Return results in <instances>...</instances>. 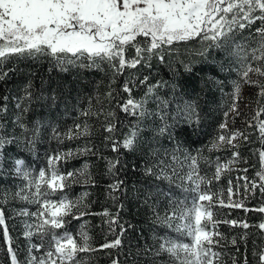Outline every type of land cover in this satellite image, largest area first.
<instances>
[{"label":"snow or ice","instance_id":"1","mask_svg":"<svg viewBox=\"0 0 264 264\" xmlns=\"http://www.w3.org/2000/svg\"><path fill=\"white\" fill-rule=\"evenodd\" d=\"M197 38L204 45L198 53L200 56H206L208 49L218 50L221 55L215 65L218 71L234 70L239 77L238 80L232 81V103L229 111L239 115L237 101L240 99V81L258 88L259 104L260 99L264 98V0H0V81L6 80L9 72L13 71L11 68L5 69V64L13 57H50L54 62L53 67H59L62 72H67L69 67L103 71L102 65H106L111 69L114 81V77L123 75L125 69H135L139 65L151 67L149 61L153 56L163 61V51L166 47L171 49L175 44ZM130 50H133L131 54ZM185 68L187 72L192 73L191 66L185 65ZM253 75L257 79L253 80ZM147 80L148 77L145 76L139 83L146 84ZM206 84L219 87L223 85V81L209 77ZM159 86L149 85L145 96L137 100L132 96L133 79L130 77L123 83V92L128 94V98L118 103V107L123 113L137 119L122 141L116 139L119 129L114 119L115 112L102 113L107 121L104 125V131L109 134L106 139L111 141L113 152H119L121 148L132 153L141 150L142 145L149 143L148 134L153 140L166 133L169 139L172 138L165 115H159L161 126L149 130L145 138L141 139V134L148 129V125L141 128V122L154 114L158 115L149 112L146 105L148 94L153 93ZM177 87L179 85H172L173 90ZM30 88L31 83L24 89L25 98L29 103L33 98ZM107 96L111 99L112 91H109ZM7 99V96L0 97V101ZM38 100L47 101L46 104H41V107L51 109L56 105L55 95L44 97L41 94ZM160 103L164 107L167 106L166 101ZM16 108L20 109V112L11 125L0 119V172L3 171L7 146L15 145L24 151L34 152L40 128L43 126L41 121L37 120L29 128L22 118L28 108H21L19 102ZM7 111L6 104L0 102V114ZM182 111L186 121L199 123L200 115L194 103L185 104ZM262 113L264 106L259 107L253 119L257 120L260 133L258 138L264 146V120L258 119ZM225 115L227 116V113ZM48 126L52 127L54 138L60 139L55 126L50 123ZM219 127L223 131L212 142L213 150L225 147L236 149L238 140H248L245 133L229 130L226 120ZM249 127H252L251 123ZM76 128L80 129L81 125H76ZM15 129H20L19 134ZM87 133L85 127L83 133L73 134L69 130L65 136L73 139ZM176 151L183 155L187 170L175 155ZM82 152L88 153L91 149L85 147ZM147 154L157 157V163L146 164L144 175L169 181L180 189V194L171 189L168 193H159L160 196L168 197V210L161 216L153 208V215L156 217L155 223L161 226L164 234L154 238L157 242L154 249L145 248L138 255L151 253V264H156V258L161 256L167 257V264H226L225 253L216 250L221 247V240L225 239L215 230L221 221L214 220L211 209L219 203L226 207L244 208L245 211L264 214V204L255 209H247L242 201L232 200L238 190L233 193L231 180L227 189V204L221 198L222 192L211 190L213 181H218L225 171L231 170V165L240 162L239 151H233L232 158L224 163H220L219 159L215 162L206 161L214 168L210 178L200 174L202 154L199 151L192 155L185 153L179 144L176 145L171 159L180 163V171L170 165H164V162L159 160L157 149L149 148ZM168 154L165 150L164 155ZM258 155L261 169L256 172V177L259 183L255 179L250 181L246 175L238 179L244 180L246 193H254L259 188L264 195V151L258 150ZM71 156V151L49 154L46 156V167L39 169L35 174L26 166L24 159L14 160V173L22 178L24 184L15 191L13 199L35 204L37 210L30 212L27 208H21L17 212L19 216L34 218L31 223L24 222L23 236L29 243L25 249L26 255L21 259L13 247L4 209L0 207V230L6 244L8 264H90V254L122 247L121 236L125 231L123 225H120L119 234L113 231L115 239L106 240L99 248L92 245L83 225L77 234L65 228L67 217L80 219L90 214L80 211L79 200H69L66 195L52 198L58 192L63 193L69 181L75 182L77 173L65 174L57 167L61 160ZM120 163L119 157L109 160V172L113 173ZM243 171L246 173L247 169ZM86 172L87 165L79 175L84 176ZM177 179L180 181L178 184ZM123 185L124 181L117 179L109 185V189L112 192H122ZM103 215L109 217L110 227L117 223L119 213L113 217L105 211ZM223 222L244 229L250 227L246 221ZM255 227L264 236V222ZM168 231L178 234V237L172 238ZM34 236L39 238V243L31 242ZM182 238H187L188 242H184ZM241 240L245 241V252L240 254L241 259H238L237 255H229L231 264H250L246 245L247 233ZM231 244L236 246V239H232ZM236 252L240 253L238 247ZM252 258L251 264H264V241L254 249ZM111 264L122 262L117 256L111 258ZM134 264L138 262L134 261Z\"/></svg>","mask_w":264,"mask_h":264},{"label":"trees","instance_id":"2","mask_svg":"<svg viewBox=\"0 0 264 264\" xmlns=\"http://www.w3.org/2000/svg\"><path fill=\"white\" fill-rule=\"evenodd\" d=\"M203 42L197 38L188 42L175 44L171 49L165 48L163 51L164 60H159L153 56L149 63L151 67L139 65L135 69H125L123 75L114 77L111 69L102 65L103 71L96 69H83L69 67L67 72L60 71L59 67H53V61L50 57L23 58L13 57L5 64V69H13L9 72L6 80L0 81V97L7 96V101H0L6 104L8 111L0 114V119L11 125L15 116L20 112L16 108L19 102L21 108L27 107L28 111L23 114V121L31 128L35 121L39 120L42 127L39 131V139L35 145L34 152H27L15 145H8L6 159L3 171L0 172V207H3L5 219L9 234L13 240V247L17 250L19 258L23 259L26 255L25 249L29 243L23 236L24 222L23 217L17 215V209L24 206L19 199H13L16 191V185L13 183L14 175L11 170V162L14 158L20 157L26 160L27 164L37 163L34 169L40 165L46 166V156L57 152H73V156L68 157L64 166L62 160L59 162L63 172L77 173L75 182L69 181L68 186L63 192L72 201H81L80 211H87L88 215L80 219L67 217L68 223L65 228L77 234L83 225L84 230L91 238L94 247L99 246L105 241L115 239L113 231L119 234L120 225L125 229L121 236L122 247L117 249H104L90 254V264H111L112 257H119L122 264H151L153 259L151 253L148 255H138L145 248L154 249L156 247L157 236L163 235L161 226L155 223L156 217L153 215V208L160 215L168 210V197L160 196V192H173L180 194V189L170 184L167 180H157L155 177H146L143 169L146 164L157 163V157L147 154L149 148H155L159 153V160L164 165L175 167L180 171V163L173 161L171 155L176 145L179 144L185 153L196 155L199 151L202 154L200 159V174L210 178L214 168L206 161L215 162L217 159L224 160L226 156H221V150H213L212 142L220 134L219 125L229 116V107L232 103L230 94L233 91L232 81L239 77L234 70L228 72H219L216 62L221 55L216 49H208L206 56H200L198 53L203 48ZM133 50H130V53ZM185 65L191 66L192 73L186 71ZM148 77L146 84L139 83L144 77ZM133 79L132 96L139 100L145 96L149 85L160 86L154 89L153 93L148 94L147 105L149 112L154 114L141 122V128L148 125V129L141 134V139L149 130L161 126L162 122L159 115H165L167 123L170 125L172 138L169 139L167 133L152 139L147 135L149 143L141 146V150L135 153L128 152L121 148L119 152L111 150V141L106 139L109 135L104 131V125L107 123L102 113L108 111L115 112V122L119 131L116 134L117 140H123L132 125L136 123V117L123 113L118 107V103L124 102L128 94L123 92V83L129 78ZM209 77H215L223 81L222 86H209L206 84ZM253 80L256 76L251 77ZM243 81H240L242 83ZM31 83L29 91L33 98L31 103L25 98V86ZM179 85L173 90L172 85ZM247 98L250 101L251 118L247 124L242 125V132L248 136V140L240 139L238 148H228L227 154L230 156L233 151H239L240 162L236 168L225 171L217 183L222 191L229 187V180L232 187L240 192L245 208L255 209L264 204V195L259 188L254 193L245 192L243 187L244 180L238 177L245 175L259 183L256 172L260 168L258 150L264 151L260 139L257 120L253 117L264 106V98L257 103L258 88L247 84ZM112 91V98L107 94ZM49 97L55 95L56 105L49 109L41 107L47 101H39L38 97ZM159 98V99H157ZM166 101L164 107L160 102ZM194 103L200 115L199 123L186 121V116L182 109L185 104ZM87 113V114H85ZM227 113V116L225 115ZM259 120H264V113L260 115ZM54 125L56 132L60 134V139L54 138L52 127ZM249 123L252 127H249ZM76 125H81L80 129ZM87 128L88 133L81 134L77 138L68 139L65 134L72 131L73 134ZM19 134L20 129H15ZM87 147L91 152L83 153L82 150ZM165 150L169 153L164 155ZM175 155L184 168L187 170V164L184 162L183 155L176 151ZM120 158V165L110 173L108 170V161ZM222 158V159H221ZM9 167H8V165ZM87 172L80 176L79 172L85 169ZM243 169H247L245 173ZM203 172V173H202ZM183 175V172H181ZM123 180V191L112 192L109 185L115 180ZM250 180V179H249ZM251 181V180H250ZM180 181L177 179V184ZM191 186V185H189ZM226 193V191L224 192ZM116 197V199H113ZM147 198V203L145 199ZM181 198H183L181 196ZM191 196H189V200ZM226 204V203H225ZM123 205V207H119ZM12 208L16 211L12 212ZM215 215L217 221L216 229L225 239L221 240V247L216 250L225 253L224 260L226 264H231L229 255H237L245 252V241L241 237L247 233V254L252 262V252L264 241L261 231L255 227L264 222V214L255 211H245L244 208H233L222 206L219 203L215 205ZM75 211V210H74ZM107 211L113 217L119 213L117 223H108L109 217L103 215ZM246 221L250 227L244 229L239 226H232L223 221ZM172 238L176 235L168 231ZM236 239L237 245L233 246L231 240ZM32 243H39V238L34 236ZM237 247L240 253L236 252ZM87 256L88 254H84ZM0 264H8L6 244L0 230ZM156 264H167V257L156 258Z\"/></svg>","mask_w":264,"mask_h":264},{"label":"rangeland","instance_id":"3","mask_svg":"<svg viewBox=\"0 0 264 264\" xmlns=\"http://www.w3.org/2000/svg\"><path fill=\"white\" fill-rule=\"evenodd\" d=\"M247 90H248V86H247V84L246 83H244V82H242L241 83V92H240V99L237 101V104H238V108H239V115H236V114H234V113H232L231 111H230V113H229V116L227 117V119H226V121H227V124H228V129L229 130H232V131H235V130H239V131H241L242 132V125H244V124H247L249 121H250V118H251V110H250V101L248 100V98H247V95H248V93H247ZM225 122V121H224ZM223 130H221L220 131V133L222 132ZM239 141V140H238ZM237 141V142H238ZM236 142V143H237ZM221 150V156H226V158L224 159V160H220L219 162L220 163H224V162H226V161H228V160H230L232 157H231V155L229 156L228 154H227V152H228V148L227 147H225V148H221L220 149ZM15 159H24V158H20V157H17V158H14L12 161H10L11 162V165H10V167H11V170H12V173H13V175H14V181H13V183H15V185H16V191H17V189L19 188V187H21V186H23V184H24V181L22 180V178H20L19 176H17V175H15V173H14V160ZM222 159V158H221ZM25 160V159H24ZM67 160V159H66ZM66 160H62V166H64L63 164H64V162H66ZM25 163H26V160H25ZM37 163V161H35V160H33L32 161V164H27L26 163V166L30 169V170H33V172H34V174H35V172H37L39 169H42V168H45L46 166H43V165H40L39 167H38V169H34L35 167H34V165ZM7 164V163H6ZM8 165V164H7ZM236 165H237V163L236 164H234V165H231V168H236ZM62 166H61V164H57V167L59 168V170L62 172V173H67V172H63V170H62ZM8 167H9V165H8ZM261 169V165H260V168L257 170V171H259ZM203 173V172H202ZM258 178V177H257ZM248 179H250V180H252V178H249V176H248ZM244 182V181H243ZM245 183V182H244ZM202 187H203V185H202ZM228 189V188H227ZM227 189L225 190L226 191V193H224L225 191H222L221 189H220V186H219V184H217V183H214V184H212L211 185V190L213 191V192H216V193H221L222 192V199L225 201V203L227 204L228 203V199H229V195H228V192H227ZM233 193H237V190H236V192H235V189L233 188ZM62 195H66L64 192L63 193H57V195L56 196H54V197H52L53 199H56V198H58V197H60V196H62ZM67 198L69 199V200H71L68 196H67ZM232 200L233 201H242L243 202V198H242V196H241V194H240V192H238V194H234L233 196H232ZM21 201V200H20ZM22 203H25L24 204V206H22L21 208H27L30 212H35L36 210H37V205H35V204H28V203H26V202H24V201H21ZM20 207L17 209V212L21 209ZM215 206L211 209L212 210V212H213V218H214V220H216L217 219V215H215ZM12 212H14V211H16L15 210V208H12ZM23 219V222H25V221H28L29 223H31V222H33V220H34V218H32V219H29L28 217H23L22 218ZM178 237V234H176L173 238H177ZM182 239H184V242H188V239L187 238H182Z\"/></svg>","mask_w":264,"mask_h":264}]
</instances>
